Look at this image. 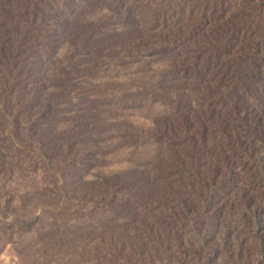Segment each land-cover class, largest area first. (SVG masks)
I'll return each instance as SVG.
<instances>
[{"label":"rangeland","instance_id":"rangeland-1","mask_svg":"<svg viewBox=\"0 0 264 264\" xmlns=\"http://www.w3.org/2000/svg\"><path fill=\"white\" fill-rule=\"evenodd\" d=\"M0 264H264V0H0Z\"/></svg>","mask_w":264,"mask_h":264}]
</instances>
